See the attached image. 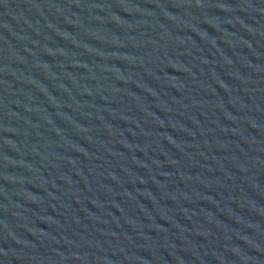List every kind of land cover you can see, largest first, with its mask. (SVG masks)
I'll list each match as a JSON object with an SVG mask.
<instances>
[{
  "label": "water",
  "instance_id": "obj_1",
  "mask_svg": "<svg viewBox=\"0 0 264 264\" xmlns=\"http://www.w3.org/2000/svg\"><path fill=\"white\" fill-rule=\"evenodd\" d=\"M0 264H264V0H0Z\"/></svg>",
  "mask_w": 264,
  "mask_h": 264
}]
</instances>
